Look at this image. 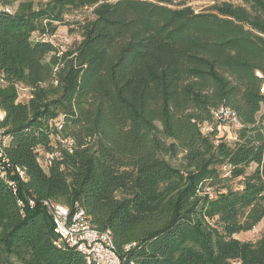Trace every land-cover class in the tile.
I'll return each instance as SVG.
<instances>
[{
  "label": "trees",
  "instance_id": "trees-1",
  "mask_svg": "<svg viewBox=\"0 0 264 264\" xmlns=\"http://www.w3.org/2000/svg\"><path fill=\"white\" fill-rule=\"evenodd\" d=\"M242 1L0 0L6 152L28 175L0 179V264H87L45 201L78 203L138 264H264V229L237 237L264 220V0ZM81 8L80 39L47 38Z\"/></svg>",
  "mask_w": 264,
  "mask_h": 264
},
{
  "label": "built area",
  "instance_id": "built-area-1",
  "mask_svg": "<svg viewBox=\"0 0 264 264\" xmlns=\"http://www.w3.org/2000/svg\"><path fill=\"white\" fill-rule=\"evenodd\" d=\"M0 9L11 11L9 7L3 8L0 6ZM258 75L262 76L260 73ZM23 90H27V88H23ZM262 92L264 93V87ZM29 96L30 94L27 98ZM5 115V110L0 106V179L9 185L13 192H16L17 182L19 180L27 181L28 175L24 167L15 165L7 155L6 149L9 146V139L3 125ZM215 120L218 132H222L223 129L228 131L232 127L238 130L242 127L236 112L227 106H222L216 111ZM210 129L209 127L206 128V130ZM223 133L226 134V132ZM227 134V139H236L237 137V132H235V136ZM56 154H41L38 160L45 168H49ZM44 203L48 206L53 219L55 232L58 235L56 241L58 246H68L79 250L86 257L87 264H138L129 255L135 243L126 245L121 251L114 240L112 232L95 228L86 211L78 203L74 207L50 201ZM19 204H22V202L19 201ZM30 205L34 206L35 201L30 200Z\"/></svg>",
  "mask_w": 264,
  "mask_h": 264
},
{
  "label": "rangeland",
  "instance_id": "rangeland-1",
  "mask_svg": "<svg viewBox=\"0 0 264 264\" xmlns=\"http://www.w3.org/2000/svg\"><path fill=\"white\" fill-rule=\"evenodd\" d=\"M48 0H44L46 2ZM187 5L192 6L196 11H204L207 10L212 4L214 3H221L223 1H232L237 4H242V0H183ZM91 9L88 8H81L78 10H73L72 13H69L66 15V22L59 25V28L57 30L56 35L54 36H48L50 40H52L57 46L61 48H67L71 44L74 43V40L80 39V34L77 30V23H74L75 21H82L87 16H91ZM29 90H22L21 96L22 98H26L28 96ZM209 126H205L203 128L204 131H207L206 128ZM229 131V132H228ZM223 129L222 132H218V134H222L223 132H226L229 136H235V132H238L234 127H232L230 130ZM238 135V134H237ZM232 140V139H229ZM264 229V220L259 223L253 230L247 231L244 233H240L237 235L240 239H248L251 240H257L261 237L262 232Z\"/></svg>",
  "mask_w": 264,
  "mask_h": 264
}]
</instances>
